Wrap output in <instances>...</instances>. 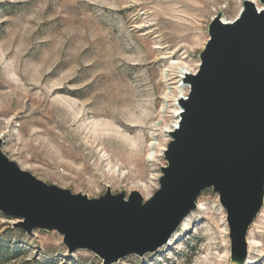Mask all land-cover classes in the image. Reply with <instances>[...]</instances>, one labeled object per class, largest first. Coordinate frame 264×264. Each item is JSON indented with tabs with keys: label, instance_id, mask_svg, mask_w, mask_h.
Here are the masks:
<instances>
[{
	"label": "rangeland",
	"instance_id": "1",
	"mask_svg": "<svg viewBox=\"0 0 264 264\" xmlns=\"http://www.w3.org/2000/svg\"><path fill=\"white\" fill-rule=\"evenodd\" d=\"M243 1L0 0L2 151L74 194L128 197L143 185L149 200L167 166L159 149L171 140L163 123L179 67L198 71L211 21L236 18ZM226 217L207 190L172 245L117 264H234ZM15 223L0 212V264H103L69 254L55 231L28 235ZM249 238L246 264H264V207Z\"/></svg>",
	"mask_w": 264,
	"mask_h": 264
},
{
	"label": "water",
	"instance_id": "2",
	"mask_svg": "<svg viewBox=\"0 0 264 264\" xmlns=\"http://www.w3.org/2000/svg\"><path fill=\"white\" fill-rule=\"evenodd\" d=\"M223 17L209 25L198 71L182 77L189 95L178 100L180 121L169 133L154 196L74 194L23 170L0 139V212L17 220L14 228L55 231L69 254L88 251L117 264L168 245L212 190L226 211L231 260L246 264L250 230L264 207V0H244L232 22Z\"/></svg>",
	"mask_w": 264,
	"mask_h": 264
},
{
	"label": "bare ground",
	"instance_id": "3",
	"mask_svg": "<svg viewBox=\"0 0 264 264\" xmlns=\"http://www.w3.org/2000/svg\"><path fill=\"white\" fill-rule=\"evenodd\" d=\"M239 1H241V0H239ZM243 1V0H242ZM243 6V5H242ZM242 10V8L240 9V11ZM240 13V12H239ZM235 18H233V19H230V18H227L226 16H224L223 17V21L224 22H232L233 20H234ZM177 64V63H176ZM179 64V63H178ZM177 64V65H178ZM180 65V64H179ZM182 66V65H181ZM176 67H178V66H176ZM180 69V70H179ZM179 77L182 79V77L184 76V75H186L187 73H191V72H188L187 70H185V68L184 67H179ZM187 69V68H186ZM193 73H196V72H193ZM174 93L175 92H177L178 91V93H179V95L177 96V97H174V99L172 100V103H171V105H170V107L168 108L169 109V114H170V116L168 117V119L167 120H165L164 121V123H163V126H164V128L167 130V133H170L171 131H174V129L178 126V121H179V119H180V113H181V106H180V104H179V102H178V100H179V98L180 97H186V95H187V92L189 91V86H187V85H185V84H182L180 87H178V89H176V90H172ZM172 92V93H173ZM158 146H159V148L161 147L160 146V144H157ZM159 151H161V152H164L165 151V148H160L159 149ZM137 185V184H136ZM133 190H135V191H137V192H139L141 195H143V197H146L147 195H148V190H147V188L146 187H144L143 185H137V186H133V188H132ZM185 222V221H184ZM184 222H183V224H184ZM225 233H226V236H227V238H229V228L228 227H226L225 228ZM178 236V232L177 233H175L173 236H172V238H171V240H170V242H169V244L167 245V247L168 246H170V245H172V242H173V240L176 238ZM252 245H253V242H252V240H251V238H249V247H251L252 248Z\"/></svg>",
	"mask_w": 264,
	"mask_h": 264
},
{
	"label": "built area",
	"instance_id": "4",
	"mask_svg": "<svg viewBox=\"0 0 264 264\" xmlns=\"http://www.w3.org/2000/svg\"><path fill=\"white\" fill-rule=\"evenodd\" d=\"M256 4H257V7H258L259 9H261V5L259 4V2H258V1L256 2ZM188 95H189V91L187 92V95H186V97H188ZM179 121H180V119H179ZM179 121H178V122H179Z\"/></svg>",
	"mask_w": 264,
	"mask_h": 264
}]
</instances>
